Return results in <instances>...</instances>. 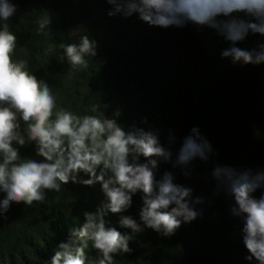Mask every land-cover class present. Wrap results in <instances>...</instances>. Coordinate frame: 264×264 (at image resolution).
Here are the masks:
<instances>
[{
  "label": "trees",
  "instance_id": "1",
  "mask_svg": "<svg viewBox=\"0 0 264 264\" xmlns=\"http://www.w3.org/2000/svg\"><path fill=\"white\" fill-rule=\"evenodd\" d=\"M9 2L16 12L6 21L0 18V28L6 23L17 36L13 59L27 61L26 70L49 84L57 110L81 116L104 113L126 131L133 124L158 131L165 147L172 135L174 153L194 127L212 146L209 160L193 161L189 175L171 162H160L157 171L158 179L170 171L175 183L193 189L194 197H204V203L196 205L202 215L164 236L144 226L143 193H136L128 210L105 218L107 227L133 236L130 251L113 254L111 264H259L246 259L250 253L243 243L242 221L230 212L234 201L216 194L211 173L217 164L264 170V64H234L223 57L230 42L206 26L161 28L135 14L110 17L112 5L106 0ZM41 15L51 19L44 31L36 23ZM82 35L97 42V55L87 58V69L70 70L60 45L79 43ZM263 39L249 34L237 46L256 48ZM93 105L99 106L98 112L91 111ZM21 125L23 131L26 124ZM20 156L43 159L34 142L20 148ZM254 195L259 198L264 189ZM45 197L31 206L13 202L0 214V264H50L60 242L82 227L84 213L95 212L105 199L99 183L71 181L62 184L60 192L45 190ZM4 198L6 193L0 191V201ZM121 215L131 216L143 231L121 227ZM77 240L88 245L86 264L103 258L91 241Z\"/></svg>",
  "mask_w": 264,
  "mask_h": 264
},
{
  "label": "clouds",
  "instance_id": "2",
  "mask_svg": "<svg viewBox=\"0 0 264 264\" xmlns=\"http://www.w3.org/2000/svg\"><path fill=\"white\" fill-rule=\"evenodd\" d=\"M112 8L110 17L134 14L150 26L183 28L189 23L215 30L231 46L222 52L234 64H264V43L243 49L237 45L249 34L264 36V0H106ZM16 12L9 0H0V18L8 20ZM244 13L245 17L235 15ZM39 30L48 29L51 19L41 15ZM17 36L5 23L0 28V214L11 203L45 201V190L60 192L70 181L85 186L101 185L105 199L95 212H85L82 227L72 230L71 237L59 244L50 264H86V238L102 259L91 264H111L113 254L129 252L132 235L107 227L109 213L120 214L133 203V195L143 193L141 220L149 229L170 236L202 215L196 205L204 197H194L193 189L175 183L172 172L157 178L160 162H171L189 175L193 161L207 162L213 151L210 142L194 127L184 137L178 152L160 142L158 131L145 130L133 124L127 131L117 119L104 113L77 115L60 108L48 83L38 80L27 69V61L14 60ZM70 70L87 69L88 59L97 55L98 44L88 35L79 43H61ZM51 51V49H49ZM98 105L91 111L98 112ZM21 121L26 124L22 131ZM146 123V121H145ZM34 142L36 154L43 159L22 158L20 148ZM18 145L19 147H16ZM141 157L144 160H141ZM175 157V159H173ZM81 173L89 177H81ZM216 181V194L224 193L234 201L230 212L242 221L243 243L250 253L247 260L264 264V170H240L217 164L211 173ZM120 226L143 231L131 216L121 215Z\"/></svg>",
  "mask_w": 264,
  "mask_h": 264
},
{
  "label": "rangeland",
  "instance_id": "3",
  "mask_svg": "<svg viewBox=\"0 0 264 264\" xmlns=\"http://www.w3.org/2000/svg\"><path fill=\"white\" fill-rule=\"evenodd\" d=\"M262 42L264 43V39L262 40Z\"/></svg>",
  "mask_w": 264,
  "mask_h": 264
}]
</instances>
